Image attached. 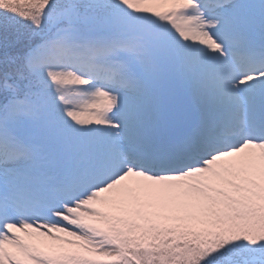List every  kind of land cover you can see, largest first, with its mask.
<instances>
[{"label": "snow or ice", "instance_id": "obj_1", "mask_svg": "<svg viewBox=\"0 0 264 264\" xmlns=\"http://www.w3.org/2000/svg\"><path fill=\"white\" fill-rule=\"evenodd\" d=\"M0 264H264V0H0Z\"/></svg>", "mask_w": 264, "mask_h": 264}]
</instances>
